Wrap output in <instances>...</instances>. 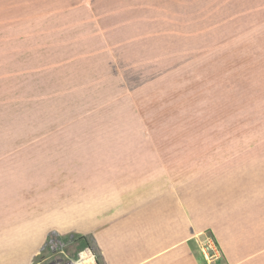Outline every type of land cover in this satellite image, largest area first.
I'll use <instances>...</instances> for the list:
<instances>
[{
  "label": "crops",
  "instance_id": "1",
  "mask_svg": "<svg viewBox=\"0 0 264 264\" xmlns=\"http://www.w3.org/2000/svg\"><path fill=\"white\" fill-rule=\"evenodd\" d=\"M115 1L0 0V28L27 31L0 37V101L14 107L26 64L23 82L74 117L42 132L0 119V264L48 263L51 233L76 239L70 255L87 237L101 264H264V132L174 131L177 119L132 115L138 94L180 68L125 86L130 13ZM259 1L230 10L264 12ZM243 21L230 20L245 28L219 42L220 59L234 61L236 92L264 91V22Z\"/></svg>",
  "mask_w": 264,
  "mask_h": 264
},
{
  "label": "rangeland",
  "instance_id": "2",
  "mask_svg": "<svg viewBox=\"0 0 264 264\" xmlns=\"http://www.w3.org/2000/svg\"><path fill=\"white\" fill-rule=\"evenodd\" d=\"M115 2L126 5L130 13L125 27L128 41L124 47L125 86L135 89L141 82L153 78L152 74L168 71L171 65L177 64L180 68L156 90L146 95L138 94L132 115L143 119H177L180 122L167 129L174 131L264 132V91L238 93L234 90L235 77L226 74L234 61L220 59V51H229V45L227 50L225 43H219L245 28L230 26V20L244 19L243 24L262 23L264 12L248 11L244 3L243 11L235 12L230 10L233 5L229 0ZM38 15L41 13H36ZM225 22L227 26H222ZM26 34L25 29L0 28L3 39ZM9 47L10 44L3 43L0 51L5 52ZM28 47L35 48V45H20V50ZM23 68H27L26 64L20 65V86L15 93L16 101L13 99L14 107L10 109V102L3 95L0 119H19L20 132H42L58 130V119L74 118L62 116L58 108L52 107L51 101H44L42 92H35L32 85L28 87L23 82L25 74L21 75ZM110 114L115 119L125 115L121 108ZM108 115L106 110H100L99 119H108ZM61 126L60 130H76L69 125ZM151 129L165 130L158 124H151ZM207 246L204 242L207 255L212 257L213 252L206 249Z\"/></svg>",
  "mask_w": 264,
  "mask_h": 264
},
{
  "label": "built area",
  "instance_id": "3",
  "mask_svg": "<svg viewBox=\"0 0 264 264\" xmlns=\"http://www.w3.org/2000/svg\"><path fill=\"white\" fill-rule=\"evenodd\" d=\"M76 239L70 237L69 240L57 233H51L45 243V249L49 252L50 260L46 264H99L100 259L93 243L86 242L85 246L74 255L68 253V248L75 243ZM208 249V247H207ZM33 264H43L35 262Z\"/></svg>",
  "mask_w": 264,
  "mask_h": 264
},
{
  "label": "trees",
  "instance_id": "4",
  "mask_svg": "<svg viewBox=\"0 0 264 264\" xmlns=\"http://www.w3.org/2000/svg\"><path fill=\"white\" fill-rule=\"evenodd\" d=\"M80 239H83V241H85L83 247L85 246L86 242H88V243L90 242L91 243V241L87 237H82ZM98 263L101 264V260L100 259L98 260Z\"/></svg>",
  "mask_w": 264,
  "mask_h": 264
}]
</instances>
